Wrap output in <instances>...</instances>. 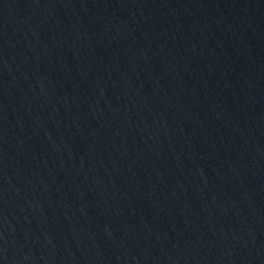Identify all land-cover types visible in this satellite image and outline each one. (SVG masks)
<instances>
[{
	"label": "water",
	"instance_id": "obj_1",
	"mask_svg": "<svg viewBox=\"0 0 264 264\" xmlns=\"http://www.w3.org/2000/svg\"><path fill=\"white\" fill-rule=\"evenodd\" d=\"M0 264H264V0H0Z\"/></svg>",
	"mask_w": 264,
	"mask_h": 264
}]
</instances>
